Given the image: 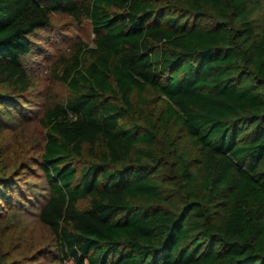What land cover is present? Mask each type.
I'll return each mask as SVG.
<instances>
[{
  "label": "trees",
  "instance_id": "trees-1",
  "mask_svg": "<svg viewBox=\"0 0 264 264\" xmlns=\"http://www.w3.org/2000/svg\"><path fill=\"white\" fill-rule=\"evenodd\" d=\"M52 13L89 21L93 45L73 47L72 95L21 161L46 193L0 144V214L36 209L51 264H264V0H0V129Z\"/></svg>",
  "mask_w": 264,
  "mask_h": 264
},
{
  "label": "rangeland",
  "instance_id": "rangeland-1",
  "mask_svg": "<svg viewBox=\"0 0 264 264\" xmlns=\"http://www.w3.org/2000/svg\"><path fill=\"white\" fill-rule=\"evenodd\" d=\"M50 22L46 30L33 33L32 51L24 59L33 87L24 98L27 102L23 115L20 120L5 119L8 127L0 129L4 168L26 186L29 184L42 193H46V189L41 172L29 169L21 161L36 157L43 145V129L38 122L41 112L49 104L65 101L72 95L59 77L64 63L71 59L73 47L80 41L93 45L90 23L85 18L76 22L66 14L52 13ZM28 173L33 174L28 176ZM51 240L49 229L37 217V210L26 202L4 209L0 214V252L4 259H21V264L34 261L35 264H51L45 253L35 251L51 244Z\"/></svg>",
  "mask_w": 264,
  "mask_h": 264
}]
</instances>
